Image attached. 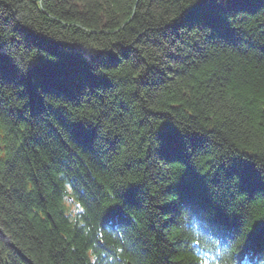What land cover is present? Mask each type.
<instances>
[{
    "label": "trees",
    "instance_id": "16d2710c",
    "mask_svg": "<svg viewBox=\"0 0 264 264\" xmlns=\"http://www.w3.org/2000/svg\"><path fill=\"white\" fill-rule=\"evenodd\" d=\"M0 143V264H264V0H0Z\"/></svg>",
    "mask_w": 264,
    "mask_h": 264
},
{
    "label": "bare ground",
    "instance_id": "6f19581e",
    "mask_svg": "<svg viewBox=\"0 0 264 264\" xmlns=\"http://www.w3.org/2000/svg\"><path fill=\"white\" fill-rule=\"evenodd\" d=\"M5 154H7V148L6 149H4L3 148V144L2 143H0V157H2V155H5ZM5 159H7V157H5ZM63 178V177H62ZM62 182V188L64 189V188H68V190L69 191H71L72 190V188H74L73 186V184L67 179V178H63V180L61 181ZM27 184H29L28 182H27ZM69 195V194H68ZM110 248V246H108V245H103V244H101V247H100V254L101 255H103V254H106V255H108V256H110V257H117L118 255H119V252L118 251H116L115 249H109ZM100 259V258H99ZM256 262L255 261H253L252 263H250V264H255ZM104 264H109V263H107L105 260H104ZM114 264V263H113ZM125 264H132V261L131 260H127L126 262H125Z\"/></svg>",
    "mask_w": 264,
    "mask_h": 264
}]
</instances>
